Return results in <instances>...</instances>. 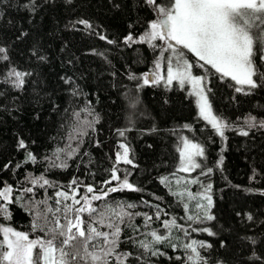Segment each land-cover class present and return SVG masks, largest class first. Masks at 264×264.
Masks as SVG:
<instances>
[{"label":"trees","instance_id":"obj_1","mask_svg":"<svg viewBox=\"0 0 264 264\" xmlns=\"http://www.w3.org/2000/svg\"><path fill=\"white\" fill-rule=\"evenodd\" d=\"M26 2L0 0V46L7 49L9 56V61L0 62V76L10 66L32 73L25 77L22 90L0 84L3 93L0 95V187L4 181L16 187L29 172L33 175L44 172L43 163L24 164L15 169L25 159V150L18 149L20 139L42 161L57 144L63 145L62 137L73 122V111L87 106L92 115L81 113V118H97L95 131L88 129L79 154L68 160L67 169L45 173L49 180L67 186L76 178L99 188L101 181L110 176L106 170L115 161L118 143H126L136 167L124 164L120 167L132 172L130 182L143 191L112 193L109 200L136 204L129 211L153 216L151 229L164 232L162 221L173 217L187 228L191 222L182 219V204L178 205L177 198L160 183L162 176L171 178L170 174L176 170L179 160L176 147L179 137L186 136L202 144L205 157L200 162L205 170L212 169L208 176H199V179L204 185L212 184L209 194L215 219L192 227H207L216 235L189 229L190 237H185L183 232L174 229L171 242H186L191 238L212 245L200 250L208 264H264V195L260 194L264 192V129H246L248 136L225 130V138H221L210 128L204 130V122L195 119L197 110L187 91L178 86L170 90L156 85L138 88L142 80L128 78L130 74L140 77L151 71L158 55L147 44L129 46L124 42L129 34L138 39L148 22L155 18L144 0H36L39 7L35 14L23 7ZM81 19L89 21L92 28L85 29L77 23ZM100 35L115 43L101 40ZM34 50L46 59L38 60L32 54ZM94 50L104 56L94 54ZM66 78H71L72 83L66 84ZM230 83L234 82L212 80L210 99L215 112L237 126H243V118L249 114L257 120L264 119V87L245 95L236 93L228 86ZM72 89L79 94L72 95ZM185 124L191 125L192 130L184 129ZM118 129L130 130L126 131L125 138L117 134ZM5 164L9 165L8 169L4 168ZM119 174L123 176V172ZM55 190L47 189L48 195ZM35 191L36 199L44 197L43 189ZM83 191L81 187L80 192ZM192 191L201 192L200 184L193 185ZM150 205H159L168 215L155 220L156 209ZM9 210L12 219L0 218V223L28 232L30 238L43 235L31 233V215L24 208L12 204ZM248 214L253 216L252 221L247 220ZM134 224L140 231L126 229L122 239L145 238L143 233L149 229L143 226V216L135 217ZM245 236L254 238L256 243L241 240ZM168 243L157 245L165 255L142 257L145 264H182L175 257H183L184 253L179 249L173 251ZM121 249L133 252L134 257L143 251L131 243L122 244ZM253 252L260 259L249 260Z\"/></svg>","mask_w":264,"mask_h":264},{"label":"snow or ice","instance_id":"obj_2","mask_svg":"<svg viewBox=\"0 0 264 264\" xmlns=\"http://www.w3.org/2000/svg\"><path fill=\"white\" fill-rule=\"evenodd\" d=\"M144 3L151 9L155 18L148 22L144 33L138 39L129 34L124 38V42L129 46L134 43L147 44L157 51L158 55L153 61L151 71L143 73L140 77L130 74L128 78L142 80L138 88L156 85L170 90L178 86L187 91L188 95L194 98L197 110L195 119L204 122V130L210 128L214 135L221 138H225V130H235L239 135L248 136L246 129H264V119L257 120L251 114L243 118V126L228 123L222 115L215 112L210 99L214 78L225 83L229 80L234 82L228 86L234 88L236 93L245 95L264 87V0H144ZM23 7L35 14L39 5L36 0H28ZM77 23L85 29L92 28L87 20L81 19ZM99 38L107 40L103 35ZM107 42L115 43L112 40ZM189 53L195 60L190 59ZM32 54L40 61L46 59L38 50H34ZM94 54L104 56V53H96L95 50ZM7 61V49L0 46V62ZM197 70H202V74H195ZM30 75L32 73L10 66L7 72L0 76V84L22 90L26 83L25 77ZM65 83L71 84V78H66ZM2 94L0 92V95ZM78 94L72 89V95ZM65 111L67 112V109ZM81 113L92 115L87 106L73 111V122L68 125L69 130L62 137L63 145L57 144L42 161L28 150L23 139L18 141V149L25 150V159L17 163L15 169L24 164L43 163L44 172L39 175L29 172L16 187L7 181L3 182L0 187V218L10 221L12 214L9 205L17 204L31 215V233L43 235L30 238V233L16 230L10 224L0 223V264H134L135 261L145 264L142 257L148 254L153 257L165 255L157 247L165 241L169 242L168 246L173 251L179 249L184 253L183 257H175L176 260H182V264H208L200 250L211 248L212 245L191 238L186 242H171L174 229L183 232L185 237H190L189 229L191 232L216 235L210 228L192 227V224H203L215 219L211 213L213 200L209 194L212 184L204 185L199 179V176H208L212 172L211 168L205 170L199 162L205 157L202 144L180 136L176 147L179 156L176 170L170 174L171 178H160V183L168 187L170 194L177 198V204H182V219L191 223L185 228L183 224L177 223L175 217L164 219L161 223L164 232H160L151 229L153 216L129 211L135 209L136 204L109 200L112 193L125 190L143 191L130 182L132 172L120 167L121 164L136 167L130 158V149L126 143H118L115 161L112 167L106 170L110 176L101 181L99 188L92 184H83L76 178L67 186L57 185L45 175L53 169H67L68 160L79 154L88 129L95 131L94 125L98 123V119L89 120L87 116L82 119ZM183 128L192 130L188 124ZM129 130L118 129L117 134L125 137L126 131ZM152 131L156 129L153 128ZM209 138L211 139V136ZM222 162L223 157L219 163ZM4 168L8 169L9 165L5 164ZM197 169H200L199 175L191 176ZM121 172L123 176L119 174ZM177 173L187 175L178 176ZM25 184L31 186H24ZM195 184H200L201 192H193L190 189L189 185ZM81 187L84 188L83 193L80 192ZM38 188L44 190L42 199L35 198V190ZM49 188L56 189L52 195H48ZM260 194L264 195V192ZM25 197L28 198L27 202ZM144 203L149 204L148 201ZM150 206L156 209L155 220L160 221L162 215H168L159 205ZM137 216H143V226L149 229L143 233L145 238L137 240L133 236H126L122 239L126 229L140 231V227L134 224V218ZM247 220L252 221L253 216L248 214ZM241 240L256 243L254 238L248 236L241 237ZM127 243L142 249L141 255L134 257L133 252L122 250L121 245ZM224 246L221 241V247ZM248 259L254 261L260 257L253 252Z\"/></svg>","mask_w":264,"mask_h":264},{"label":"rangeland","instance_id":"obj_3","mask_svg":"<svg viewBox=\"0 0 264 264\" xmlns=\"http://www.w3.org/2000/svg\"><path fill=\"white\" fill-rule=\"evenodd\" d=\"M188 56L190 57L191 60H195V57H192L190 53L188 54ZM195 74H202V70H197ZM193 100H194V98H193ZM121 151H122V150H121ZM199 162H200V161H199ZM200 163H201V162H200ZM198 170H200V169H197V170L195 171V173H197ZM186 175H187L186 173H179V174H178V176H186ZM191 176H194L193 173H191ZM173 186L175 187L174 183H173ZM192 186H193V185H189V187H190L191 190H192ZM204 203H206V201H204ZM194 212H195V211H194ZM194 212H193V214H194Z\"/></svg>","mask_w":264,"mask_h":264}]
</instances>
